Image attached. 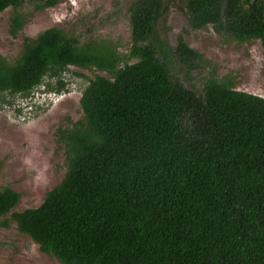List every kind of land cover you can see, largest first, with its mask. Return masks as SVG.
Wrapping results in <instances>:
<instances>
[{
  "label": "trees",
  "instance_id": "trees-1",
  "mask_svg": "<svg viewBox=\"0 0 264 264\" xmlns=\"http://www.w3.org/2000/svg\"><path fill=\"white\" fill-rule=\"evenodd\" d=\"M58 2L27 3L38 12ZM173 2L190 30L258 41L264 58V0H135L126 54L49 28L12 63L0 55V98H27L45 77L61 84L69 66L105 73L81 93L82 120L56 131L61 182L21 212L18 195L0 189V228L13 222L60 264H264V99L229 77H206L200 91L188 83L208 63L156 29ZM25 3L0 0L11 37Z\"/></svg>",
  "mask_w": 264,
  "mask_h": 264
},
{
  "label": "rangeland",
  "instance_id": "rangeland-1",
  "mask_svg": "<svg viewBox=\"0 0 264 264\" xmlns=\"http://www.w3.org/2000/svg\"><path fill=\"white\" fill-rule=\"evenodd\" d=\"M28 1L20 9L25 19L15 37L8 32L12 10L0 13V55L9 63L17 58L24 39L49 28L80 40L110 39L125 54L130 47L127 8L135 0H59L55 7L38 12ZM156 29L161 36L166 34L170 47L180 38L208 63L188 76V83L197 91L206 77L218 81L229 77L234 79L236 90L264 99V58L258 41L239 44L226 40L210 26L192 31L176 2L167 5ZM174 73L185 76L178 64ZM97 75L105 73L69 66L60 76L61 84L45 77L27 98L9 94L0 98V189L9 188L18 195L13 211L38 207L45 194L63 179L65 150L57 142L56 131L70 129L82 120L79 99ZM0 264L60 263L40 252L11 222L9 227L0 228Z\"/></svg>",
  "mask_w": 264,
  "mask_h": 264
},
{
  "label": "built area",
  "instance_id": "built-area-1",
  "mask_svg": "<svg viewBox=\"0 0 264 264\" xmlns=\"http://www.w3.org/2000/svg\"><path fill=\"white\" fill-rule=\"evenodd\" d=\"M55 97H52V100L54 99Z\"/></svg>",
  "mask_w": 264,
  "mask_h": 264
}]
</instances>
